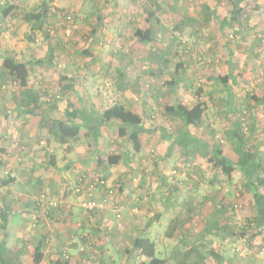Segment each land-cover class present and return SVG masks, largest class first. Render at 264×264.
Instances as JSON below:
<instances>
[{"label":"rangeland","instance_id":"obj_1","mask_svg":"<svg viewBox=\"0 0 264 264\" xmlns=\"http://www.w3.org/2000/svg\"><path fill=\"white\" fill-rule=\"evenodd\" d=\"M49 1L50 14L44 25V30L48 32L45 33L41 30L32 32L30 25L21 18L23 11L36 7L40 0H0L1 4L12 2L17 6L16 12L10 16L0 15V54L18 55L33 61L45 59L51 51V64L45 62L30 70L29 86L39 90L44 99H47V94L58 99L59 111H54L53 115L60 114L67 100L74 101L78 107V98L83 99L87 109L93 106L91 111L88 110L94 117L107 106L115 102L122 103L143 117V148L133 155L131 145L118 137L115 122L101 128L97 145L85 139L83 131L67 146L60 145L56 136L48 133L47 129L40 131L37 127L39 118L35 117H30L31 126L17 127L19 118L14 117L11 103L18 87L14 82H6L0 88V110L4 105L2 111L9 116L3 121L5 125L0 126V153L9 161L21 153L26 161V155L35 151L37 157L43 156V161L50 158L53 152L58 155L57 161L61 163L65 160L62 158L65 151L72 150L74 157H79L69 172L73 182L74 177L81 176L78 171L101 167L96 164L95 156L105 158L107 155L119 154L131 157L127 166L118 164L108 165L105 170L103 168L108 184L116 188V195L106 209L93 216L100 220L96 226L99 230L97 234L91 227L93 218H89L83 227H78L77 218L84 216L77 208L74 199L78 196H75L72 198L74 203L68 199L71 207H66L70 213L67 216L60 212L58 220L48 227L44 222L45 214L40 217L37 227L28 232L23 230L22 242H25L29 253L26 257L32 260L35 241L38 237L50 234V238L46 237V247L54 244L55 249L67 250L68 257L63 258L61 250L52 255L45 253V249L44 256L52 260L60 258L61 262L67 260L73 264V257L77 260L79 254H75L74 249L68 250L67 246L76 236L79 250L83 236L86 238L84 243L91 242L87 254L91 255V262L86 261L85 264H100L102 260L105 264H135L134 260L127 259L123 253L127 245L124 238L129 230L136 233L142 228L155 240L159 256L167 257L174 246L183 247L179 240L181 237L184 239L187 236V241L193 243L199 233L203 234L202 221L210 219L220 203L226 205L225 216L233 223L242 225L243 220L252 214L253 208L251 195L243 186L241 173L235 171L229 178L220 175L221 182L211 186L207 183L208 174L203 169L204 157L200 151L192 160L186 159L182 147L171 145L161 136L178 134L182 128L177 118L164 114L165 104L176 100L186 105H193L198 100L206 101L208 110L205 120L193 130L203 141L221 148L226 158L235 161L233 138L224 133L227 119L222 112V97L226 92L208 78V73L222 74L223 69H226L224 63L216 61L217 56H213L217 55L215 50L220 52L224 36L219 34L216 23H207L205 19L209 18L205 7L209 8L211 2L219 3L215 9L220 16L228 15L229 6L221 4L222 0ZM259 3L261 8L253 13V20L260 30L258 46L264 45V0H259ZM146 9L154 12L151 24L146 20ZM67 15L71 16V21L66 20ZM136 26L151 27L154 31L153 40L138 42L133 36ZM93 27H96L95 32L92 31ZM225 38L231 41L229 36ZM164 58L167 60L164 61ZM178 64L185 71L176 73ZM243 64L251 69L246 68L241 72ZM233 69V74L243 75L239 81L241 84L238 82L233 89L237 106L245 114L242 118L244 125L247 128L253 123V139L259 141L264 151V105H256L250 98L251 94L259 97L264 95V55L237 63ZM61 74L67 75L66 81L73 83L68 94L60 91ZM211 91L213 99L209 97ZM237 114L235 111L229 116ZM93 154L94 158L91 159ZM11 172L9 162L8 166L2 168L1 175L6 178L11 176ZM20 174L21 177L27 175L22 170ZM62 190L50 193L52 196H66L65 190ZM40 193L45 192L34 190L29 195L35 197ZM183 200L193 203V218L172 237H167L165 232L168 224L181 208ZM70 215H75L76 219L72 217L69 221ZM217 233L205 232L204 242L218 249L223 257V261L219 260L220 264L229 261L235 264H264V232L252 239V242L250 239L245 241ZM100 245H103L101 250ZM82 257L84 260L85 256ZM224 259L228 262H224ZM165 264L175 263L168 261Z\"/></svg>","mask_w":264,"mask_h":264},{"label":"trees","instance_id":"obj_2","mask_svg":"<svg viewBox=\"0 0 264 264\" xmlns=\"http://www.w3.org/2000/svg\"><path fill=\"white\" fill-rule=\"evenodd\" d=\"M232 5L231 15L229 19H223L221 27L225 25H232L238 22L243 17L244 6L241 5L240 0H229ZM50 1L40 0L36 7L30 10L23 11L21 18L24 22L30 25L32 32L36 30L48 32L44 30V25L47 21V17L50 14ZM17 6L12 2H5L0 5V15L2 17L10 16L15 13ZM146 20L148 24H151L155 15L152 9H146ZM215 17V16H214ZM97 19L100 17L97 15ZM97 26V25H96ZM178 26H181L179 24ZM96 27H93L92 31L95 32ZM153 29L151 27L141 28L136 26L133 31V36L138 42L153 40ZM52 52H48V57L45 59H36L33 61L23 62L16 59L11 55L0 54V88L6 82H14L17 84L18 91L15 97L17 103L16 114H23L24 116H31L39 118L37 127L40 131L47 129L48 133L56 136V140L60 145H68L71 140H76L79 137L81 131L83 136L88 141H91L93 145H97L99 138L101 137V128L106 127L109 124L115 122L117 125V135L126 144L131 145V151L133 155L138 154L142 148L143 143L141 140V132L143 128V117L133 111L131 108L125 106L122 103L115 102L97 115L91 116L89 110L93 109L90 106L88 109L84 105L82 98H78V107L74 105V101L67 100L66 106L60 114L53 115L54 111H59L58 99L53 95L47 94V99H44V95L41 92L31 86H29V75L35 65H43L45 62L51 64L50 55ZM85 53H87L85 51ZM167 59L164 58V61ZM176 73L185 71L181 65H177ZM179 75V74H178ZM60 79V91L66 94L73 88L72 82H67V75L61 74ZM217 85L225 90L226 95L222 97V103L224 109L223 114L227 119V125L225 129V135L233 138L232 150L236 156L235 161L226 158L222 154L221 148L210 145L207 142L199 138L194 132V128H198L205 120L207 115L208 105L206 101L198 100L193 105H186L179 100L174 103H167L163 106L164 114L177 118L181 122V130L178 134H162L161 136L167 140L171 145H178L184 149L183 154L186 159L192 160L195 155L200 151L204 157L203 169L206 170L207 183L211 186H217L221 182L220 175L230 177L235 171L241 173L243 178V186L251 195V202L253 208V215L246 217L243 220L242 225H238L230 221L229 217L225 216V203H220L216 207V212L211 215V218H206L202 221L203 234L199 233L197 240L190 243L186 237L179 239L183 247L174 246L167 257H160L157 249V244L153 238L149 235L145 228L136 233L130 232L125 234V243L127 244L123 253L130 260H134L135 264H165L168 261H173L175 264H220L221 255L218 249L210 247V245L204 242V235L217 231L221 233V236H232L235 238H242V240H251L264 232V151L260 148V143L254 140L255 128L253 123L247 128L243 121L244 113L238 108L234 93V84H229V77L226 75H218L213 77ZM64 81V82H63ZM235 82V80H234ZM175 84V81H171ZM221 89V90H222ZM44 94V93H43ZM210 99H213V95L209 93ZM250 98L256 105H264V95L258 96L251 94ZM256 107V106H253ZM237 111L238 114L234 117L229 115ZM28 121V120H27ZM26 124V121H24ZM96 164L100 165L99 168H91L89 170H82L79 174L90 176L98 174L99 177L105 180L103 187L110 188L116 195V188L108 184V181L104 175V170L108 165L122 164L127 166L131 157L121 156L119 154L107 155L105 158L95 156ZM48 167L54 169L55 155L50 154L48 161ZM104 168V170H103ZM14 181L13 176H7L6 178L0 177V185L6 186ZM76 182V181H75ZM76 184L74 183L72 189ZM99 188V187H98ZM120 189V188H119ZM41 194L32 197V211L29 213L28 221L24 224V229L32 221V216L36 219L37 226L40 217L48 215L51 209H46L44 204L39 202ZM169 194V193H167ZM46 195V194H45ZM113 197V198H114ZM118 197V196H117ZM112 198V199H113ZM117 201V200H116ZM54 208V209H58ZM193 203L188 200H183L181 208L178 209L177 214L171 218L168 228L165 232L167 237H172L174 233L190 222L193 218ZM10 206L6 205L0 211V230L6 235L7 226L10 217ZM42 214V216H40ZM95 213L93 214V216ZM89 220V218H87ZM93 231L96 234L99 232L98 227H93ZM26 232V231H25ZM185 232V231H184ZM217 233V234H218ZM184 236L186 233H183ZM82 242L86 240L85 237H81ZM264 239V238H263ZM250 242V243H251ZM93 243V241H92ZM47 245V239L45 236L36 240L34 249L32 251V264H39L44 257V248ZM82 246V245H81ZM103 245H100V249ZM77 250L78 254H88L91 248V242L87 241ZM78 249V248H77ZM100 252V251H99ZM10 263V253L7 251V247L4 243H0V264ZM53 264H69L67 260L61 262V259H55ZM100 264H105L102 260ZM228 264H235L229 261Z\"/></svg>","mask_w":264,"mask_h":264},{"label":"crops","instance_id":"obj_3","mask_svg":"<svg viewBox=\"0 0 264 264\" xmlns=\"http://www.w3.org/2000/svg\"><path fill=\"white\" fill-rule=\"evenodd\" d=\"M241 5L244 6V14L241 19L238 20V22L232 24V25H225L223 28L221 27V23L223 19H229L230 13H231V3L229 0H222L221 4H225L229 6L228 10V15L225 16H220L218 13H216L215 5L217 6L219 3L217 1L211 2V6L208 8L206 5L205 7V13L209 18H205L207 23H216L215 25L217 26V29L219 30V34L221 36H224L223 39H221L220 47L221 50L218 52V50H215L214 52H217V55L214 54L213 56L216 57V61H220L224 63L226 69H223V72L221 74H213V72L208 73V78L211 79L212 81L216 83V81L213 79V77H216L218 75H226L229 77V84H234L233 86H236L239 81H241L242 76L241 73L238 75H235L232 73L233 67L237 63H242L245 62L246 60L251 61L253 60V57H258L259 55H264V45L259 44V27L256 23V21L253 20V13L255 10H258L261 8L259 5V0H240ZM253 2L252 7L250 6L251 3ZM1 4V3H0ZM214 4V5H212ZM220 4V5H221ZM2 5V4H1ZM248 8V9H247ZM19 13V11H17ZM215 16V17H214ZM210 19V21L208 20ZM205 21V22H206ZM212 30V29H210ZM225 36H229L230 40H227ZM242 46H244V50H242ZM212 56V55H210ZM251 56V57H250ZM16 59L27 62V61H32L30 58H20L18 55L14 56ZM212 58V57H210ZM209 58V59H210ZM208 59V60H209ZM1 60V58H0ZM34 67V66H33ZM240 67V66H238ZM250 67L245 66L244 64L241 66V72L243 69H246ZM240 69V68H239ZM235 70V69H233ZM245 71V70H244ZM247 71V70H246ZM251 71V70H250ZM1 72V71H0ZM247 75L249 74L246 73ZM245 75V73H244ZM246 76V75H245ZM235 80V82H234ZM240 83V82H239ZM241 84V83H240ZM218 88L221 90L222 87L217 85ZM217 89V90H219ZM70 92V91H69ZM67 92V94L69 93ZM213 91L210 93L212 94ZM67 102V101H66ZM78 103V102H77ZM1 105V103H0ZM11 107L14 110L13 115L18 116V122L17 127H23L27 128L31 126V116H24L23 114H16V109H17V103L15 101V98L13 99V102L11 103ZM66 106V103L64 107ZM126 106V105H125ZM1 107V106H0ZM5 109V106L0 110V126L5 125L3 121L8 118L9 114L7 115L4 113L2 110ZM64 109V108H63ZM2 117V118H1ZM34 118V117H32ZM28 120V121H27ZM26 121V124H24ZM5 137V136H4ZM1 138V137H0ZM66 146V145H64ZM52 151V150H51ZM1 152V151H0ZM65 155L62 156V158H65V160L61 163L57 161V156L55 153H51L55 155V166L54 169H51L48 167V159L43 158L42 155L40 158L37 157V152L33 151L29 156L26 155V158L28 160L25 161V158L23 157V154L21 155L18 154V156L13 157L10 161L6 159V157L3 155V153H0V177H3L1 175V170L2 168L8 166L10 162V166L12 168L11 176L14 177V181L10 183L9 185L6 186H1L0 185V211L2 208L6 205L10 206V217H9V223L7 226L6 230V235L4 236L2 230H0V243H4L7 247V251L10 253V263L9 264H30L32 263V260H29L31 258H27L26 255L29 253L27 248L25 247V242H22V236L24 235V224L25 222L28 221V216L29 213L32 211V197L30 196L31 191H43L48 197H52V194L50 192H53L54 190L56 191L57 189H62V191L65 190L66 196H64L67 199H71L70 202L74 203V200L77 201V208L82 212L81 208L78 206V198H75V195L72 192V187L75 183V177L71 182V177L69 175V172L73 170V163H75V159L79 157H74V151L70 150L69 152L65 151ZM9 156V154H8ZM14 156V155H13ZM90 158V157H89ZM94 158V154L91 155V159ZM83 161V160H81ZM79 163V162H78ZM27 174L26 177H21L20 172ZM25 171V172H24ZM80 172V171H78ZM54 195V194H53ZM59 195V194H55ZM61 195V194H60ZM63 195V194H62ZM72 198H75L74 200ZM71 207V205H70ZM76 209V208H75ZM75 209L71 210L73 212ZM60 212L62 215L67 216V214H70L68 211H66V208H63V206L59 207L58 209H51L50 213H47L48 215L44 217V222L45 224L49 227L50 223L52 224L53 221L55 222L58 220L60 216ZM98 214V213H97ZM253 215V212L250 216ZM75 215H70L69 221H71ZM75 218V217H74ZM93 222L91 223V227L98 226L100 223V220H96L97 218L92 217ZM76 219V218H75ZM79 225L78 227H83L85 223H87V218L82 217L81 219H78ZM90 220V219H89ZM52 221V222H51ZM37 227V226H36ZM26 228V227H25ZM23 232V233H22ZM92 236V235H91ZM50 238L49 236H45ZM74 237V236H73ZM83 237V236H81ZM40 238V237H38ZM93 238V237H92ZM77 238L76 236L70 241V244L67 246V249L69 248L74 249V253L78 255L77 248L78 244L77 243ZM82 241V240H81ZM80 241V242H81ZM36 242V241H35ZM75 242V243H74ZM83 242H81V245L83 246ZM54 246V248H53ZM96 246V245H95ZM81 247V246H80ZM79 247V248H80ZM45 253H52L60 251V254H62V257L64 258L63 251L64 249L57 248L55 249L54 244H48V246H45ZM67 252V250H65ZM220 253V252H219ZM93 254V253H91ZM85 256V261L83 260V257ZM91 255L87 254H79L77 256V260L73 257V264L77 263L79 264L80 261L81 264H85L86 261H90L89 259ZM18 257V258H17ZM94 256L92 255V258ZM238 257V256H237ZM236 257V259H237ZM67 258V257H65ZM235 258V257H234ZM13 259H16V263L13 262ZM97 259V257H96ZM239 260H242L241 257H238ZM221 260L223 261V257L221 256ZM31 261V262H30ZM52 258L49 259L47 255L43 257V260L39 264H51ZM76 261V262H75ZM64 262V261H63ZM84 262V263H83ZM91 262V261H90ZM96 262V261H95ZM224 262H228L226 259H224ZM70 264V263H69ZM115 264V263H112ZM125 264V263H124ZM228 264V263H226Z\"/></svg>","mask_w":264,"mask_h":264},{"label":"built area","instance_id":"obj_4","mask_svg":"<svg viewBox=\"0 0 264 264\" xmlns=\"http://www.w3.org/2000/svg\"><path fill=\"white\" fill-rule=\"evenodd\" d=\"M65 18L67 21H71L70 15H67ZM75 184L72 192L78 196V206L81 208L82 214L86 218H91L94 213L103 211L109 203L113 202L112 198L114 197V192L110 188L107 189L103 187L105 180L99 177L98 174L77 176ZM39 200L41 204L45 205L46 209H53L61 206L66 208L70 206V203L67 202V199L62 194L53 195L52 197L41 194ZM35 225L36 219L32 216V221L26 227L25 231L28 232ZM80 249L82 248L80 247ZM63 255L64 257H68L65 250L63 251ZM13 262L16 263V259H13Z\"/></svg>","mask_w":264,"mask_h":264}]
</instances>
